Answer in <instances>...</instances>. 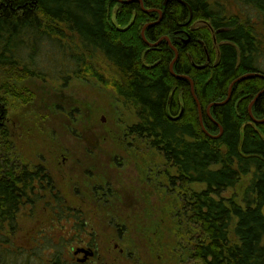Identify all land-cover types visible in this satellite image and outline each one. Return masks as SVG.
<instances>
[{
	"label": "trees",
	"instance_id": "16d2710c",
	"mask_svg": "<svg viewBox=\"0 0 264 264\" xmlns=\"http://www.w3.org/2000/svg\"><path fill=\"white\" fill-rule=\"evenodd\" d=\"M123 1L3 0L0 70L11 79L30 76L66 86L75 77H92L111 86L140 118L128 133L161 151L177 169L174 183L204 185L184 197L189 222L203 234L194 257L202 264H264V122L253 121L249 110L253 104L256 117H264V76L233 84L251 72L264 74V0H239L262 14L256 22L223 0H142L146 9H161L162 18L159 11L146 12L140 0ZM148 23L146 37L156 46L142 37ZM172 46L179 51L174 73ZM101 54L111 62L112 77L100 66ZM208 54L211 60L200 67ZM184 75L193 80L201 111ZM231 84L229 101L212 106V118L209 106L225 101ZM6 116L0 108V153L10 135ZM17 166L11 154H0V238L15 234L23 213L32 215L50 191L57 221L51 236L65 244L42 264H67L62 247L73 239L69 218L78 219L77 213L65 206L44 164ZM244 176L250 179L242 202L223 195ZM81 222L78 228L88 234Z\"/></svg>",
	"mask_w": 264,
	"mask_h": 264
},
{
	"label": "rangeland",
	"instance_id": "374dc122",
	"mask_svg": "<svg viewBox=\"0 0 264 264\" xmlns=\"http://www.w3.org/2000/svg\"><path fill=\"white\" fill-rule=\"evenodd\" d=\"M223 1L243 18L256 22L262 16L242 1ZM120 8L114 9L113 21ZM100 62L112 77L111 62L102 54ZM0 71V108L7 112L10 132L0 154H11L18 170L44 164L66 206L82 211L89 232L83 235L98 245L97 257L86 264H202L194 257V245L203 234L189 222L184 197L204 185L172 186L170 174L177 169L148 140L128 133L140 121L132 104L97 78L75 77L64 86L30 76L11 79ZM249 179L244 176L223 195L242 202ZM52 206L46 195L32 215L23 213L15 234L0 238V264L46 263L65 244L59 235L51 236L57 222ZM77 240L62 247L67 264L82 263L72 244L86 245L87 240Z\"/></svg>",
	"mask_w": 264,
	"mask_h": 264
},
{
	"label": "flooded vegetation",
	"instance_id": "af4514ba",
	"mask_svg": "<svg viewBox=\"0 0 264 264\" xmlns=\"http://www.w3.org/2000/svg\"><path fill=\"white\" fill-rule=\"evenodd\" d=\"M43 170L45 169V171H46V173L47 174H49L50 176H51V173L49 172V170H48V168L46 167V166H44L43 168H42ZM53 177V176H52ZM170 177H171V180H172V177H173V175H171L170 174ZM54 178V177H53ZM53 182L55 183V179L53 180ZM171 184H172V186L173 187H175V188H177V186H180L181 188H183L181 185H180V183H179V181H176L175 183H174V181L172 180V182H171ZM57 190H58V188H57ZM59 191V190H58ZM60 192V191H59ZM49 193H50V191L48 192V193H45V195H47V197H49L50 199H51V202H53V204H54V198H52L53 196H51V195H49ZM43 194H44V192H43ZM61 194V193H60ZM44 195V196H45ZM62 196V195H61ZM46 197V196H45ZM64 197V196H63ZM45 199V198H44ZM64 199H65V197H64ZM43 200V199H42ZM65 206H66V204H67V202H66V199H65ZM68 207H70L71 209H73L74 211H75V213H77V217H79L78 219H70L69 218V220H70V229H71V227H73V233L74 234H72L73 235V239L72 240H76V241H78L77 239H83V240H87V243H86V245H77V246H75V245H73L72 244V251L74 252V257L76 256V258H77V260H78V262H82L81 264H86L87 262H89V259H91L92 257H97V254H98V250H97V248H98V245H96V242H94L90 237H88V236H85V235H83L84 234V232L83 233H81V231H80V229L81 228H78V225L77 224H81L82 222H81V220H82V218H84L83 216H82V211L79 209H77L76 207H72V206H69V205H67ZM66 206V207H67ZM66 215V213L64 214V216ZM67 217H65V218H67L68 219V214L66 215ZM75 235V236H74ZM86 235H89V233L88 234H86ZM115 246L116 247H118L119 248V244H115ZM80 248H86V249H88V250H91V251H93L92 252V254L91 255H89V257H88V259L87 260H85V261H82L81 259L82 258H84V256L86 255V252H81V253H79V254H76L75 252V250L76 249H80Z\"/></svg>",
	"mask_w": 264,
	"mask_h": 264
},
{
	"label": "water",
	"instance_id": "95a60500",
	"mask_svg": "<svg viewBox=\"0 0 264 264\" xmlns=\"http://www.w3.org/2000/svg\"><path fill=\"white\" fill-rule=\"evenodd\" d=\"M180 1V0H179ZM123 2V1H122ZM140 2H141V4H142V6H143V8H144V10L147 12V11H159V13L161 14V16H160V18H162V16H163V14H162V10L161 9H154V8H152V9H149V8H147V9H145V4L143 3V1L142 0H140ZM166 4V3H165ZM189 9H190V12L192 13V9H191V7H189ZM149 24H151V23H148V24H146L145 25V28L143 29V31H142V37H144V39H145V41L148 43V44H150V45H153V46H156L158 43H151L150 41H148V38L146 37V29L148 28V25ZM166 38H168V37H166ZM173 47V46H172ZM174 49H175V52H176V57H175V59H174V61L172 62V65H171V69H172V71H173V73H174V69H173V65H174V62H175V60H177V57L179 56V51H178V49L176 48V47H174ZM209 57V56H208ZM209 61L211 60V57H209V59H208ZM206 65V64H205ZM205 65H203V66H200V67H205ZM262 75V73L260 74V73H258V72H254V73H250V74H245V75H243V76H241V77H239V79L237 80V81H239L240 79H243V78H247V77H252V76H261ZM264 76V75H263ZM184 77H186V78H188L189 80H191L192 81V83H193V80L189 77V76H187V75H184ZM236 81V82H237ZM236 82H233V84L234 83H236ZM233 84H231V86H230V92H229V96H228V98L225 100V101H223V102H218V103H214V104H212L209 108H208V112H210V108L212 107V106H214V105H218V104H224V103H226L227 101H229V98L231 97V87H232V85ZM193 91V94H194V97H195V100H197L198 101V104H199V108H200V111H201V103H200V101H199V99H198V97H197V95H196V92L194 91V89L192 90ZM210 116L212 117V114H210ZM251 117H252V119H253V121H256V122H262V120H257L255 117H254V115H253V113L251 112ZM201 123H202V126H203V128H204V123H203V121L201 120ZM221 127V130L223 129L222 128V126H220ZM204 130H205V133H207L208 134V132H207V130L204 128ZM81 250H84V249H79V250H77V253L78 252H80ZM87 251V253H89L90 251H88V250H86ZM87 257V256H86ZM84 259H86V258H84Z\"/></svg>",
	"mask_w": 264,
	"mask_h": 264
},
{
	"label": "bare ground",
	"instance_id": "6f19581e",
	"mask_svg": "<svg viewBox=\"0 0 264 264\" xmlns=\"http://www.w3.org/2000/svg\"><path fill=\"white\" fill-rule=\"evenodd\" d=\"M251 73H254V72H251ZM236 81H237V80H236ZM236 81H235V82H236ZM192 86H193V83H192ZM193 89H194V86H193ZM193 89H192V90H193ZM222 131H223V129L220 131L219 135L222 133ZM219 135H218V136H219ZM212 136H213V135H212ZM218 136H215V137H218Z\"/></svg>",
	"mask_w": 264,
	"mask_h": 264
}]
</instances>
